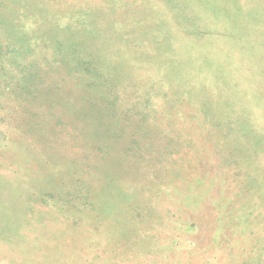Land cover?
Here are the masks:
<instances>
[{
    "label": "rangeland",
    "instance_id": "rangeland-1",
    "mask_svg": "<svg viewBox=\"0 0 264 264\" xmlns=\"http://www.w3.org/2000/svg\"><path fill=\"white\" fill-rule=\"evenodd\" d=\"M0 58V264H264V0H0Z\"/></svg>",
    "mask_w": 264,
    "mask_h": 264
},
{
    "label": "trees",
    "instance_id": "trees-1",
    "mask_svg": "<svg viewBox=\"0 0 264 264\" xmlns=\"http://www.w3.org/2000/svg\"><path fill=\"white\" fill-rule=\"evenodd\" d=\"M8 36H9V34H8ZM8 44L9 45H13L14 41H12V43H8ZM11 49H13V47L10 48V50ZM10 50H8V51H10ZM16 54H17V52H16ZM5 60L6 59H1L0 58V73L6 76V75H9V73L14 70L13 74L10 75V76H12L11 77L12 80H13V76L14 75H17V74H20V75H18L17 78L14 79V82L12 83V85H9L10 83L6 82L4 84L5 87L0 89V93H3V94H0V95L1 96L4 95L5 92L12 93L14 91L29 93L30 92V87H31V82L29 81V78L31 77L30 75L34 73L32 71V69H31L33 64L28 66L30 68H27V67L26 68L25 67L24 68L23 67L20 68V67H18V64L17 65L13 64V65H11V68H8V67L5 66V64L3 65V62ZM0 86H3V81H0ZM0 132H1V130H0Z\"/></svg>",
    "mask_w": 264,
    "mask_h": 264
}]
</instances>
